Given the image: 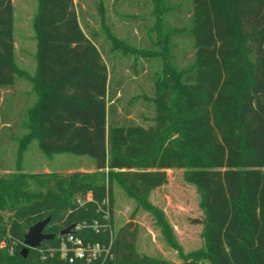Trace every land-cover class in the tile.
Listing matches in <instances>:
<instances>
[{
    "label": "trees",
    "instance_id": "1",
    "mask_svg": "<svg viewBox=\"0 0 264 264\" xmlns=\"http://www.w3.org/2000/svg\"><path fill=\"white\" fill-rule=\"evenodd\" d=\"M151 1L160 31L154 48H137L106 30L107 41L120 44L127 55L162 61L151 75L155 95L144 97L154 107V123L144 127L118 125L111 118L117 115L123 79L110 87L108 121L91 118V100L58 94L74 75L108 80L99 36L84 34L75 0H37L33 75L16 64L13 0H0V92L22 78L35 96L18 110L6 100L7 118L0 120V131L19 142L16 170L0 174V244L16 245L17 264H70L58 254L45 257V251L59 248L62 231L84 222L102 228L99 233L85 229L81 237L87 241L109 243L114 231L110 264H173L138 252L136 223L115 230L113 191L117 183L145 205L153 191L168 183L167 170L174 169H187L203 195L198 222L203 246L189 253L155 210L183 264H199L203 258L212 264H264V0H191L189 28H166L174 8L169 0ZM176 31L193 39L194 62L188 67L175 61ZM69 52L76 64L67 71L60 62ZM18 129L24 134L13 136ZM180 132L183 141L172 140ZM35 141L49 157L89 156L98 171L26 173L23 158ZM0 171L8 170L0 165ZM48 217L45 233L55 239L23 257L28 230Z\"/></svg>",
    "mask_w": 264,
    "mask_h": 264
},
{
    "label": "rangeland",
    "instance_id": "2",
    "mask_svg": "<svg viewBox=\"0 0 264 264\" xmlns=\"http://www.w3.org/2000/svg\"><path fill=\"white\" fill-rule=\"evenodd\" d=\"M75 3L84 34L90 36L96 33L99 36L98 46L104 53L102 58L108 69V80L105 82L90 79L83 74L74 75L65 83V88L58 89V94H70L91 100L94 104L89 110L91 118L101 117L108 121V111L111 106L110 87L123 79L116 99L117 115L111 118L117 120L118 125L136 124L144 127L153 125L154 107L144 97L155 95L151 75L154 71L161 69L162 61L153 59L149 62L134 52L127 55L123 49H120V44L114 46L113 41L106 39L107 34L110 33L137 48H154L156 40L160 39V31H158V21L152 14V1L75 0ZM169 3V6L174 9L166 16L164 26L166 28L191 27L194 18L191 0H169ZM15 4V41L19 43V51L22 47L24 48L22 42H27L30 47L29 51L34 55L36 43L33 39L31 43L30 37L34 36L32 25L38 2L37 0H16ZM190 36L176 31L174 38L175 61L183 67H188L194 62L195 50L193 39ZM33 58L34 56H32V62L30 58L22 61L25 65L28 64V68H25L18 59L17 62L27 71L34 72L36 62ZM75 62V56L69 52L60 63L69 71L73 69ZM25 93L26 91H21L19 96L22 97ZM3 97L4 95L0 92V98L3 99ZM4 98L3 101L0 99V120L2 121L7 118L8 114L6 108L8 98ZM20 100L28 103L25 97ZM17 107L16 110L24 108V105ZM14 134L16 137H21L24 132L18 129L13 136ZM11 136L12 134L5 130L0 131V165L8 170L0 171V174L16 170L19 142ZM175 139L178 142L183 141L181 132L172 137V140ZM23 168L24 172L30 174L51 172L71 174L98 171L95 161L89 156L64 153L49 157L40 150L36 141L28 147L24 155ZM167 174L168 183L153 191L145 205H139L119 184L114 183V228L118 230L128 222L136 223L139 226L137 250L140 254L168 263L183 264L184 259L162 233L156 212L163 213L164 219L174 228L176 237L185 252L195 251L203 246L201 238L203 226L198 223L203 219V211L199 205L203 195L200 188L189 178L187 169L167 170ZM5 216L8 217V214ZM15 247L13 243L10 247L5 242L0 244V264L19 262ZM199 264L212 263L203 258Z\"/></svg>",
    "mask_w": 264,
    "mask_h": 264
},
{
    "label": "built area",
    "instance_id": "3",
    "mask_svg": "<svg viewBox=\"0 0 264 264\" xmlns=\"http://www.w3.org/2000/svg\"><path fill=\"white\" fill-rule=\"evenodd\" d=\"M110 213L107 211L105 218L109 219ZM88 228H92L96 233L102 229L101 226L94 222L89 225L87 222L75 224L71 233L63 237V240L57 249H49L45 253V257H54L58 254L59 258L66 260L71 264L76 261H82L86 264H94L101 261V264H110L107 261L113 260L112 246H113V230H111V241L109 243L91 242L81 237V233Z\"/></svg>",
    "mask_w": 264,
    "mask_h": 264
},
{
    "label": "crops",
    "instance_id": "4",
    "mask_svg": "<svg viewBox=\"0 0 264 264\" xmlns=\"http://www.w3.org/2000/svg\"><path fill=\"white\" fill-rule=\"evenodd\" d=\"M16 3V0H13V4H14V10H15V4ZM15 14V12H14ZM15 16V15H14ZM32 28H33V25H32ZM34 32V30H33ZM31 39V43L32 42V39L35 41L36 43V53L33 55V53L31 51H29V44L27 42H22L24 43V48L22 47L21 48V51H19V43L17 44V42L15 41V60H16V64L17 66L27 72L28 74L30 75H33L35 74L36 70H37V61H36V54H37V42H36V39H35V33H34V36L33 37H30ZM33 45V44H32ZM31 50V49H30ZM32 56H34V60L36 62V67H35V70L34 72H29L27 71V69H25L26 67L28 68V64H24V61L25 58H30L31 59V62H32ZM104 57V56H103ZM17 59L19 60V62L25 67L23 68L22 66H20L17 62ZM32 65V64H31ZM111 81V80H110ZM21 91H26L25 94L22 95V97H25L28 101H30L31 103H33L35 101V96L32 94V85L29 81H27L26 79H19L17 80V83L15 84V86L12 88V89H9L5 92H2V95H4V97H7L9 99V101L11 102V104L15 107V108H18L17 106H23L24 105V108L27 107L25 101H21L20 99L22 98L20 95ZM3 97L0 98L1 101H3L5 98ZM7 99V100H8ZM18 110V109H17Z\"/></svg>",
    "mask_w": 264,
    "mask_h": 264
},
{
    "label": "water",
    "instance_id": "5",
    "mask_svg": "<svg viewBox=\"0 0 264 264\" xmlns=\"http://www.w3.org/2000/svg\"><path fill=\"white\" fill-rule=\"evenodd\" d=\"M51 219V217H48L47 219L38 222L28 230V233L25 235L24 240V248L22 251L23 257L26 258L31 249H38L42 246L44 242L55 239L56 236L54 234L45 233V229L51 222ZM73 227L74 226H71L66 230L62 231L61 236L64 237L69 235Z\"/></svg>",
    "mask_w": 264,
    "mask_h": 264
},
{
    "label": "clouds",
    "instance_id": "6",
    "mask_svg": "<svg viewBox=\"0 0 264 264\" xmlns=\"http://www.w3.org/2000/svg\"><path fill=\"white\" fill-rule=\"evenodd\" d=\"M70 264H71V262H70Z\"/></svg>",
    "mask_w": 264,
    "mask_h": 264
}]
</instances>
